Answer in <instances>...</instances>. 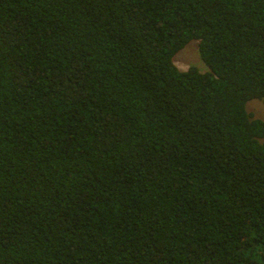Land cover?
<instances>
[{
	"label": "trees",
	"instance_id": "1",
	"mask_svg": "<svg viewBox=\"0 0 264 264\" xmlns=\"http://www.w3.org/2000/svg\"><path fill=\"white\" fill-rule=\"evenodd\" d=\"M252 99L264 0H0V264H264Z\"/></svg>",
	"mask_w": 264,
	"mask_h": 264
},
{
	"label": "rangeland",
	"instance_id": "2",
	"mask_svg": "<svg viewBox=\"0 0 264 264\" xmlns=\"http://www.w3.org/2000/svg\"><path fill=\"white\" fill-rule=\"evenodd\" d=\"M198 40L190 41L175 56L174 62L181 70H186L191 66H196L200 71H206L207 65L201 59L199 53ZM248 111L254 118L264 119V103L259 99H252L247 104Z\"/></svg>",
	"mask_w": 264,
	"mask_h": 264
}]
</instances>
